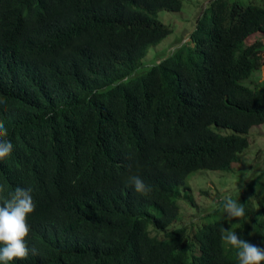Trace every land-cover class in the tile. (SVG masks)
Masks as SVG:
<instances>
[{
    "label": "trees",
    "instance_id": "16d2710c",
    "mask_svg": "<svg viewBox=\"0 0 264 264\" xmlns=\"http://www.w3.org/2000/svg\"><path fill=\"white\" fill-rule=\"evenodd\" d=\"M181 0H0V197L31 189L28 255L14 264H238L230 228L264 247V160L229 194L247 219L216 207L171 223L187 176L231 171L264 123V4L210 0L186 42L140 74L171 32L157 16ZM228 131H227V130ZM139 175L151 186L136 193ZM35 249V251H31ZM264 264V262H261Z\"/></svg>",
    "mask_w": 264,
    "mask_h": 264
},
{
    "label": "rangeland",
    "instance_id": "374dc122",
    "mask_svg": "<svg viewBox=\"0 0 264 264\" xmlns=\"http://www.w3.org/2000/svg\"><path fill=\"white\" fill-rule=\"evenodd\" d=\"M209 1L181 0L179 10H159L158 18L170 26L171 32L149 47L135 73L140 74L147 70L150 65L171 54L176 47L186 42L190 32L195 27L196 18L202 14ZM251 1L264 4V0ZM248 40L251 42L257 40L263 45V61L243 82L250 86L264 87V34H253ZM248 138V147L239 154V160L232 164L231 171L198 169L187 176L186 182L190 185V195H192L193 202L186 201L183 195L179 197V214L177 219L171 223L170 228L180 223L186 224L190 221H196L202 214L213 210L219 198L237 192L242 183L262 166L264 160V123L251 127Z\"/></svg>",
    "mask_w": 264,
    "mask_h": 264
},
{
    "label": "clouds",
    "instance_id": "9594fccd",
    "mask_svg": "<svg viewBox=\"0 0 264 264\" xmlns=\"http://www.w3.org/2000/svg\"><path fill=\"white\" fill-rule=\"evenodd\" d=\"M6 109L7 105L0 103V111ZM12 148L7 129L0 125V159L9 156ZM127 183L141 195L151 190V186L137 174H129ZM237 190L240 192L241 189ZM7 196V199L0 197V264H14V261L22 260L28 255L30 248L26 244V236L29 232L27 217L35 208L29 188L17 186ZM219 207L223 209L224 218L228 223H231L233 218H236L237 222L240 218L247 219L244 203L237 202L230 195L220 199ZM220 238L226 245L236 250L238 264L264 262V247L252 244L242 236L238 238L236 231L230 228L224 229Z\"/></svg>",
    "mask_w": 264,
    "mask_h": 264
}]
</instances>
